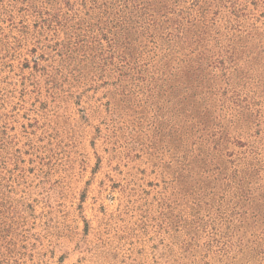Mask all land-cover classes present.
I'll return each mask as SVG.
<instances>
[{
  "label": "rangeland",
  "instance_id": "obj_1",
  "mask_svg": "<svg viewBox=\"0 0 264 264\" xmlns=\"http://www.w3.org/2000/svg\"><path fill=\"white\" fill-rule=\"evenodd\" d=\"M0 264H264V0H0Z\"/></svg>",
  "mask_w": 264,
  "mask_h": 264
}]
</instances>
